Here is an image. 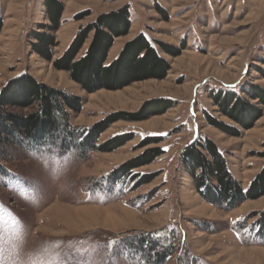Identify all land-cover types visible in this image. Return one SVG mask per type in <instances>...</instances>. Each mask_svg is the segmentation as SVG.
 Wrapping results in <instances>:
<instances>
[{"label":"rangeland","instance_id":"1","mask_svg":"<svg viewBox=\"0 0 264 264\" xmlns=\"http://www.w3.org/2000/svg\"><path fill=\"white\" fill-rule=\"evenodd\" d=\"M59 1L60 27L53 30L47 0H0V91L28 72L81 97V111L70 110L71 123L81 131L117 115L97 136V147L114 138L128 139L110 151L89 149L84 157L76 147L57 153L58 169L19 145L0 146V176L8 178L7 170L17 174L36 197L30 202L0 182V264H59L58 254L69 248L80 250L83 264H112V255L116 264H148L130 246L142 234L173 244L174 254L164 264H264V243L253 235L258 216L249 217L264 212V194L230 210L216 206L201 197L182 162L190 144L210 139L243 190L263 170L264 102L251 92L264 90V0ZM123 8L131 24L126 35L115 38L111 57L142 33L169 63L164 78L88 92L33 48L36 33L53 34L54 60L80 29ZM160 42L177 55L167 53ZM90 43L91 38L78 57ZM229 93L258 110L249 127L215 101ZM137 113L142 118L129 117ZM208 116L240 135L212 125ZM153 149L161 153L147 161ZM130 161L140 163L120 170ZM113 240L125 242L120 254L109 246Z\"/></svg>","mask_w":264,"mask_h":264},{"label":"trees","instance_id":"2","mask_svg":"<svg viewBox=\"0 0 264 264\" xmlns=\"http://www.w3.org/2000/svg\"><path fill=\"white\" fill-rule=\"evenodd\" d=\"M47 7L52 29L57 30L60 27L62 3L59 0H47ZM130 24L128 10L123 8L118 12L101 14L94 22L80 29L68 48L54 60L53 34L36 33L38 44H33V48L43 58L53 61L56 68L68 71L71 77L88 92L102 88L119 89L147 78H164L169 70V63L142 33L124 46L116 60L107 64L108 53L115 38L126 35ZM2 27L3 20L0 13V32ZM89 38H91L90 45L85 53L78 57ZM159 44L167 53L177 55V50L161 42ZM253 92H251L252 98L264 102L262 88L255 87ZM215 101L223 112L242 127H249L257 117L258 110L233 93L225 94L223 98L218 95ZM32 107L35 109L24 112V109ZM15 108L20 111L13 110ZM81 109L80 96L48 86L28 72L23 73L9 80L0 91V146L5 149L6 144L12 143L25 148L19 137L35 138L36 141H48L53 147L58 146L59 154L68 153L76 147L81 151L79 156L84 157L89 149L110 151L128 139L127 136L114 138L97 147V136L112 120L118 119L117 115H112L90 129L81 131L70 121V110L80 112ZM140 115L141 113H137L129 117L138 120L142 118ZM207 119L212 125L231 135H240L234 127L218 123L211 116ZM39 147L46 148L47 145H39ZM5 150L1 154L6 153ZM159 151V149L148 151L147 155H150L147 161L159 155L161 153ZM182 162L193 177L201 197L216 206L230 210L243 201L256 199L264 194V168L249 188L243 190L229 171L225 156L210 139H206L203 143L190 144L182 154ZM138 163L140 162L130 161L120 170L133 168ZM255 216H258V219L255 222L254 241L264 243V212H253L249 215L251 218ZM161 240L152 234H142L132 238L130 246L137 255L145 256L148 264H164L169 256L174 254L175 248L171 243L161 244Z\"/></svg>","mask_w":264,"mask_h":264},{"label":"snow or ice","instance_id":"3","mask_svg":"<svg viewBox=\"0 0 264 264\" xmlns=\"http://www.w3.org/2000/svg\"><path fill=\"white\" fill-rule=\"evenodd\" d=\"M231 87H235V85H232ZM21 142L24 144L26 149H29V154L40 159L45 166H48L49 163H53L57 166V169L60 164V160L58 159L57 154V148L53 147L52 144H50L48 141H36L35 138L31 139H25L23 137H19ZM39 145H47L46 148L39 147ZM51 153V154H48ZM2 167V166H0ZM56 169H54L55 171ZM9 172V177L5 178L3 176H0V182L7 183L10 188H12L15 191H19L20 194L28 199L30 202L35 203L36 197L34 192H30L29 188H26L24 186L25 182L22 177H19L15 173H11L10 170H7ZM30 187V186H29ZM4 205L0 203V209H2ZM16 219L17 226L22 230L23 225L22 222L19 220V218ZM124 241H109V246H112L114 248L115 254H120L122 252V246L124 245ZM87 251V250H86ZM95 250H92L94 252ZM57 260L59 264H83L84 258L80 255L79 249H72L69 248L67 251L62 252L58 254ZM112 264H116L115 261V255L111 256Z\"/></svg>","mask_w":264,"mask_h":264},{"label":"crops","instance_id":"4","mask_svg":"<svg viewBox=\"0 0 264 264\" xmlns=\"http://www.w3.org/2000/svg\"><path fill=\"white\" fill-rule=\"evenodd\" d=\"M119 55H115L114 57H111V51H109L108 53V57H107V64L112 63L114 60H116L118 58Z\"/></svg>","mask_w":264,"mask_h":264}]
</instances>
